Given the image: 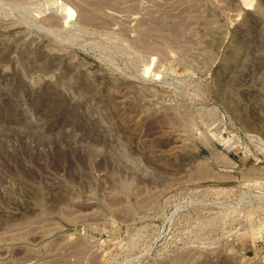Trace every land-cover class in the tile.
<instances>
[{"label":"rangeland","instance_id":"1","mask_svg":"<svg viewBox=\"0 0 264 264\" xmlns=\"http://www.w3.org/2000/svg\"><path fill=\"white\" fill-rule=\"evenodd\" d=\"M0 264H264V0H0Z\"/></svg>","mask_w":264,"mask_h":264}]
</instances>
